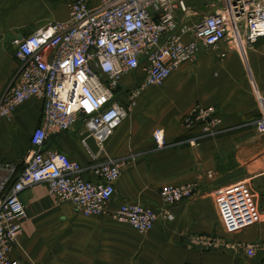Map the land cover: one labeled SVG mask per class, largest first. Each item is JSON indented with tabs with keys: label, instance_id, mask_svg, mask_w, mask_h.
<instances>
[{
	"label": "crops",
	"instance_id": "crops-1",
	"mask_svg": "<svg viewBox=\"0 0 264 264\" xmlns=\"http://www.w3.org/2000/svg\"><path fill=\"white\" fill-rule=\"evenodd\" d=\"M66 18L62 0H0V96L17 69L12 41ZM143 78L139 68L122 76L116 100L124 103L125 90ZM257 92L264 93V38L250 44L241 24L229 26L216 50L181 64L161 85L141 90L96 159L126 161L114 185L112 208L140 201L160 212L162 184L196 182L193 196L167 207L173 218L160 215L152 229L135 231L109 216H82L68 202L55 201L45 183H36L19 193L25 218L9 257L24 264H264V133L255 128L261 114ZM195 104L216 108L219 131L202 135L198 126L188 129L182 124V117ZM39 112L40 101L30 98L8 119L0 118V160L23 165ZM156 128L164 132L161 149L152 139ZM82 136L84 131L77 125L76 131L50 134L45 147L85 165L89 158ZM191 138L197 144H190ZM86 143L96 151L91 137ZM83 175L92 177L89 172ZM237 182L247 186L257 218L228 233L213 192ZM202 234L253 244L254 254L250 257L233 248L203 249L193 242Z\"/></svg>",
	"mask_w": 264,
	"mask_h": 264
},
{
	"label": "built area",
	"instance_id": "built-area-1",
	"mask_svg": "<svg viewBox=\"0 0 264 264\" xmlns=\"http://www.w3.org/2000/svg\"><path fill=\"white\" fill-rule=\"evenodd\" d=\"M62 1L67 7L66 20L48 22L12 41L17 69L0 96V118L8 119L30 98L40 101V112L23 165L0 160V264H24L8 254L17 244L25 218L19 193L36 183H45L55 201L68 202L83 216H109L135 231L152 229L160 215L171 220L167 207L193 196L197 183L162 184L160 212L140 201L112 208L114 185L126 161H96L103 142L127 117L141 90L161 85L181 64L216 50L229 26L241 24L250 44L264 38V0H222L221 8L193 23L188 22L185 0ZM138 68L144 73L143 80L125 90L124 103L118 102L115 90L120 79ZM256 96L261 114L255 128L264 133V93ZM182 124L188 129L198 126L202 135H210L219 131L221 118L213 105L195 104L182 117ZM77 125L84 131L80 142L89 158L85 165L45 147L50 134L76 131ZM88 137L96 151L88 147ZM152 139L156 149L163 148V129H154ZM188 142L197 144L193 138ZM84 172L92 177H84ZM213 196L228 233L256 220L257 211L244 182L218 187ZM193 242L203 249H241L250 257L255 249L253 244L213 235H197Z\"/></svg>",
	"mask_w": 264,
	"mask_h": 264
},
{
	"label": "rangeland",
	"instance_id": "rangeland-1",
	"mask_svg": "<svg viewBox=\"0 0 264 264\" xmlns=\"http://www.w3.org/2000/svg\"><path fill=\"white\" fill-rule=\"evenodd\" d=\"M185 2L187 5V10L189 12V14L187 15V19L190 23L195 22L198 18L202 17L206 13L214 12L215 10L221 8L223 5L222 0H185ZM228 15L230 16V14Z\"/></svg>",
	"mask_w": 264,
	"mask_h": 264
}]
</instances>
